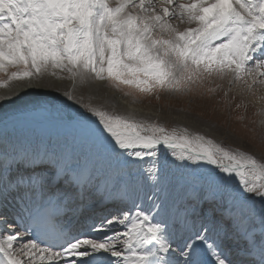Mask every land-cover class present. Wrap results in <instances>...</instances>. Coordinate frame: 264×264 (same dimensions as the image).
I'll list each match as a JSON object with an SVG mask.
<instances>
[{"label": "snow or ice", "instance_id": "1", "mask_svg": "<svg viewBox=\"0 0 264 264\" xmlns=\"http://www.w3.org/2000/svg\"><path fill=\"white\" fill-rule=\"evenodd\" d=\"M217 80L264 101V0H0V264H264V158L96 95Z\"/></svg>", "mask_w": 264, "mask_h": 264}, {"label": "rangeland", "instance_id": "2", "mask_svg": "<svg viewBox=\"0 0 264 264\" xmlns=\"http://www.w3.org/2000/svg\"><path fill=\"white\" fill-rule=\"evenodd\" d=\"M216 84L220 85L217 91L209 93L207 89L215 87ZM225 92L228 93L227 96H225ZM258 94L264 95V87L258 90ZM137 99L140 101L139 104L162 114L163 118L167 119H164L163 122L169 125L173 124V118H178L180 115L184 119L198 118V120L206 122L201 123V128L207 129L208 125H213L215 126L214 130H220L219 134H216L217 137L219 136L218 139L215 138L218 142L233 147L245 142V146L250 147L257 158H264V147L260 143L262 129L258 123L260 116L257 115V111L264 108V101L257 100L256 96L250 93L242 92L238 85L229 89L226 81L217 80L215 84H206L203 89L185 95L161 93L159 99L155 96L137 97ZM237 104H240L241 107L236 108ZM239 117H244V119L240 120ZM52 126L51 124L45 129H49L48 132H53L55 128ZM39 130L41 131H26V134L31 132L45 134L42 129Z\"/></svg>", "mask_w": 264, "mask_h": 264}, {"label": "bare ground", "instance_id": "3", "mask_svg": "<svg viewBox=\"0 0 264 264\" xmlns=\"http://www.w3.org/2000/svg\"><path fill=\"white\" fill-rule=\"evenodd\" d=\"M12 90H15V87H13ZM4 91H5L4 89H0V93H3ZM96 95L99 98H103L106 96L110 100H114L120 109L134 108V109L138 110L140 115L150 116L154 119L159 117V119L161 121H164V119H166V118H163L164 116L162 114H160L159 112L152 110V109H149L148 107L143 106L139 103L135 104V105H131L130 104L131 99L129 97L128 98H122L119 93L113 92L111 89L101 90V91L97 92ZM30 99L43 102L46 98L45 97H31ZM61 99H64L63 96H61ZM85 102H87V103L89 102L87 95L85 96ZM100 102H101L100 99H96V100L92 101V103H100ZM65 103L70 106L68 108L69 112L74 113L76 111H82V109H80L79 106L73 102L65 101ZM260 119H261V117H260ZM172 120H173V123L184 124V125L189 126L190 128H195L201 132H205L210 136L214 135L215 136L214 139L217 137L216 134H219L216 130H214L213 128H209L208 126L206 127L208 130L205 128H201V123H197L196 120H194L192 118L184 119L182 115H180V117H178V118H173ZM47 126H51V123L38 117L35 121L25 125L21 130L23 132L25 131V133H26V131H38V132H40L41 130H39V129H42L43 132L46 134L49 130V129H45ZM50 132H52V131H50ZM218 137H217V139H218Z\"/></svg>", "mask_w": 264, "mask_h": 264}]
</instances>
